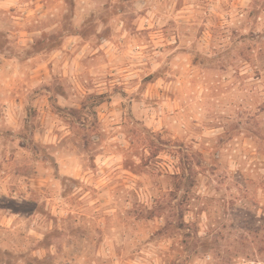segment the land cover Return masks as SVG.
<instances>
[{
    "label": "clouds",
    "instance_id": "1",
    "mask_svg": "<svg viewBox=\"0 0 264 264\" xmlns=\"http://www.w3.org/2000/svg\"><path fill=\"white\" fill-rule=\"evenodd\" d=\"M0 264H264V0H0Z\"/></svg>",
    "mask_w": 264,
    "mask_h": 264
}]
</instances>
